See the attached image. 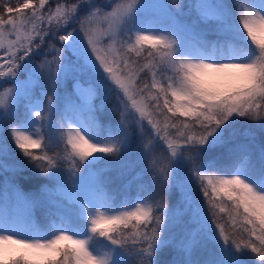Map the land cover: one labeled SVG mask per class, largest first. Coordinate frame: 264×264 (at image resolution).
Instances as JSON below:
<instances>
[{"label": "snow or ice", "instance_id": "1", "mask_svg": "<svg viewBox=\"0 0 264 264\" xmlns=\"http://www.w3.org/2000/svg\"><path fill=\"white\" fill-rule=\"evenodd\" d=\"M0 264H264V0H0Z\"/></svg>", "mask_w": 264, "mask_h": 264}, {"label": "trees", "instance_id": "2", "mask_svg": "<svg viewBox=\"0 0 264 264\" xmlns=\"http://www.w3.org/2000/svg\"><path fill=\"white\" fill-rule=\"evenodd\" d=\"M169 1L171 0H166L167 3H170ZM184 2H188L189 0H182ZM16 0H13V3H15ZM69 91H71V85H69ZM111 105H109L110 107ZM243 139V138H241ZM258 139H259V135H258ZM9 142L11 143L10 139H9ZM14 151H15V155H16V158L18 160H21V161H25V158L20 154L19 150L18 149H15V146L12 145ZM25 174H31V173H25ZM107 178L111 181V186L112 187H118L121 183L124 182V180H122L118 173L113 171V172H110L107 174ZM124 179H127V177H125ZM18 182L20 183V186L21 188L25 191V192H29V191H34L36 190V188L43 184V183H46V181L42 178V177H39V176H34L33 180L31 182H25L23 180H18ZM177 199H178V193H173L172 197L170 198V202L172 204H175L177 202ZM168 256V250H166V253L162 255L161 259H165L167 258Z\"/></svg>", "mask_w": 264, "mask_h": 264}, {"label": "rangeland", "instance_id": "3", "mask_svg": "<svg viewBox=\"0 0 264 264\" xmlns=\"http://www.w3.org/2000/svg\"><path fill=\"white\" fill-rule=\"evenodd\" d=\"M163 2L167 3L166 0H163ZM169 2H170V3H168V4H170V5L173 4V0H171V1H169ZM182 2L186 4V3H188L189 1H188V2H184V1H182ZM9 139H10V138H9ZM10 141H11V140H10Z\"/></svg>", "mask_w": 264, "mask_h": 264}]
</instances>
